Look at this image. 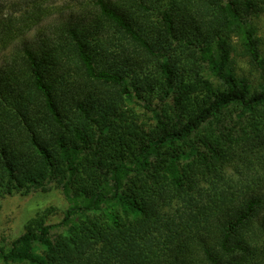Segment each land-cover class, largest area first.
<instances>
[{
  "label": "trees",
  "instance_id": "16d2710c",
  "mask_svg": "<svg viewBox=\"0 0 264 264\" xmlns=\"http://www.w3.org/2000/svg\"><path fill=\"white\" fill-rule=\"evenodd\" d=\"M25 2L0 0V197L53 184L68 209L0 261L264 264V190L227 179L264 149V0H69L49 25Z\"/></svg>",
  "mask_w": 264,
  "mask_h": 264
},
{
  "label": "rangeland",
  "instance_id": "374dc122",
  "mask_svg": "<svg viewBox=\"0 0 264 264\" xmlns=\"http://www.w3.org/2000/svg\"><path fill=\"white\" fill-rule=\"evenodd\" d=\"M69 0H52L53 8L56 14L48 21L49 25L52 21L60 18V15L70 14L69 8L73 5L68 3ZM3 5L7 9L11 8L20 12L26 2L25 0H2ZM60 14H57V12ZM258 28V36L262 41V51L264 53V15L255 20ZM35 31L32 32L27 39H32ZM236 52L233 54V68L241 77H246L254 85L258 87L260 83V73L253 67L249 58L244 57L241 53L239 43L236 41ZM3 65V57H0V68ZM215 80V79H214ZM216 81V80H215ZM134 109L140 123L152 125V114L145 110L141 104L135 105ZM228 116H233L228 115ZM228 124L234 131L241 132L233 121L228 120ZM228 183L232 186H251L250 189L264 190V149H261L255 156L251 157V161L244 164H236L227 170ZM259 184V186L257 185ZM182 204L173 205L172 209H165L163 214L170 215V220H176V210L181 208ZM68 209L67 201L63 195L62 189L57 185L50 184L42 189H23L15 190L13 194L0 197V247H9L12 242L26 232L28 226L36 221L37 223L58 224L64 218V214ZM178 222H179V215ZM56 232H61L57 230ZM0 264H4L0 261Z\"/></svg>",
  "mask_w": 264,
  "mask_h": 264
}]
</instances>
